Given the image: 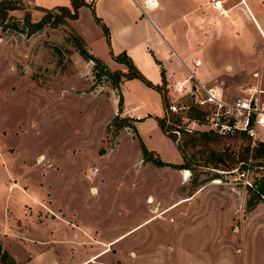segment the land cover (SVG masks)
<instances>
[{"label":"rangeland","instance_id":"rangeland-1","mask_svg":"<svg viewBox=\"0 0 264 264\" xmlns=\"http://www.w3.org/2000/svg\"><path fill=\"white\" fill-rule=\"evenodd\" d=\"M136 1L134 11L117 0L116 14L114 0H105L100 17L94 7L108 38L89 8L77 20L36 32L0 28V157L7 171L0 169V178L9 176L8 184L0 183V235L17 237L1 239L0 247L21 258V247L32 250L28 228L35 216L49 214V204L56 241L86 238L79 246L70 242L67 264L102 252L91 264H264V198L257 194L264 157L251 152L264 142V126L253 139L212 134L209 152L226 157L216 168L204 165L207 148L188 149L192 170L157 167L142 154L146 149L181 165L168 136L182 143L187 129L211 132L203 125L206 114L201 121L188 118L195 106L174 91L177 81L192 75L220 87L226 99L264 90V0H220L225 15L211 7L214 0H155L153 10L148 0ZM21 2L10 13L17 21L35 23L46 10L71 9V0ZM53 14L56 20L62 13ZM125 26L133 35L121 32ZM70 29L111 72L127 73L113 59L125 53L139 76L123 78L119 90L96 78ZM159 87L168 106L189 108L165 111ZM41 235L48 233H36V242ZM53 248L61 256V246Z\"/></svg>","mask_w":264,"mask_h":264},{"label":"trees","instance_id":"trees-1","mask_svg":"<svg viewBox=\"0 0 264 264\" xmlns=\"http://www.w3.org/2000/svg\"><path fill=\"white\" fill-rule=\"evenodd\" d=\"M21 0H0V28L3 32H11V33H19V34H27L29 31L36 32L42 30L45 26L52 23L66 24V20H77L78 19V11L82 7H87L91 10L93 14V18L95 23L100 26L102 29L104 36L108 38L109 33L106 27L102 24V22L98 19L94 12V5L88 4L85 0H71V9L65 7L54 8V11H60L62 14L58 19H54L53 10L44 11V16L38 22H30V19L26 17L23 21L15 20L10 13L18 10L21 7ZM56 21V22H55ZM71 39L73 41V45L77 53L87 62L93 63V71L96 78L104 77V79H109L113 82V88L119 90V84L124 78L125 80L134 78L139 76L138 71L132 65L131 60L127 57L125 53H121L118 56H113L115 62L125 65L128 69L127 73L120 74L114 73L109 70V68L104 64L99 58L92 55L87 49V44L74 30L70 29ZM158 92L161 94L163 99V107L164 110L167 111L168 104L165 103V97L163 95V87L158 88ZM119 104L121 101V95H119ZM168 112V111H167ZM166 112V113H167ZM204 112L202 110L195 109L191 110V114L188 116L189 119H194L201 121V116H204ZM173 116V114H172ZM175 121H179L180 119L174 115ZM165 119V117H164ZM159 120V125L161 129L165 132H168V129L165 128V120ZM174 121V122H175ZM166 134V133H165ZM212 134L217 136L218 134L212 132H182L183 142H177L175 140V136H168L172 139L173 142L176 143L177 149L179 150L183 164L181 165H173L166 164L152 156V153L147 151L146 149H142L143 159L144 161H151L157 167H176L177 169L183 170H192L191 164L195 160L194 155H190L188 153V149L190 150H199L196 153L205 152V150H201L203 148H207L209 152L211 142L213 141ZM168 135V134H167ZM250 139V138H249ZM250 152V149H247V154ZM253 158H262L264 157V142H259L256 146L251 149ZM210 154L206 155L203 159L204 165L207 167L208 165H213V168L218 167L220 164L225 163V152H220L217 150H212L209 152ZM199 165V164H198ZM259 192L257 194L264 198V182H258ZM0 263L1 264H16L13 258L5 251H2L0 247Z\"/></svg>","mask_w":264,"mask_h":264},{"label":"built area","instance_id":"built-area-1","mask_svg":"<svg viewBox=\"0 0 264 264\" xmlns=\"http://www.w3.org/2000/svg\"><path fill=\"white\" fill-rule=\"evenodd\" d=\"M211 7L222 11L223 3L214 0ZM190 80H195V84ZM173 88L180 97L191 98L193 105L206 114L203 125L207 126L208 131L222 136L244 134L253 139L264 126V90L259 87L248 89L245 95L238 98L226 99L220 87L205 86L190 75L187 79L177 82ZM187 108L189 107L179 108L174 103L168 106V109L176 114ZM186 131L192 132L190 129ZM174 133L179 135L178 130H174Z\"/></svg>","mask_w":264,"mask_h":264},{"label":"crops","instance_id":"crops-1","mask_svg":"<svg viewBox=\"0 0 264 264\" xmlns=\"http://www.w3.org/2000/svg\"><path fill=\"white\" fill-rule=\"evenodd\" d=\"M116 1L117 0H114L112 8H113L114 12L117 14V6L115 4ZM120 1H121V4L123 6L129 7L131 9H133L134 11H136V9H135L136 6L134 5L137 2L136 0H120ZM104 2H105V0H95L94 6L97 10L99 17H100V14H99L100 5H102ZM149 3L152 4V7L149 10H153L158 6L157 1H155V0H148L147 4H149ZM104 5L105 4H103L102 7ZM82 8H87V7H82ZM80 10H81V8L79 9L78 12H80ZM119 11H121V10H119ZM121 21L124 22L125 18L122 19ZM140 21L141 20H139V23H141ZM121 32L123 34H125L127 37L133 35V32H131V30H129V27H127V26H125L123 29H121ZM177 82H181V81H177ZM3 166L4 165H3L2 159L0 157V169L5 174L6 170L4 169ZM8 179H9V176H7V175L2 176V178H0V183H2L1 185L8 184V182H7ZM8 190H10V188H8ZM45 208H46V210L49 211V214H47L46 212H43L44 214H43V217L41 219L36 218V216H35L34 222L32 220L33 228H31V227L28 228V230H29L28 232L34 234V237H35V243H34L35 246L32 248V250H28V249L24 250L21 247L20 249H21L23 256H24L21 258V255H17V253L13 249L11 250L12 252H9L6 249V247L3 246L4 250L2 249V251H5V249H6L8 251L7 253H9L12 256V258L14 259L16 264H67V262L65 260L69 259V257H70V255L68 256V252H70V242L71 241L76 242V244L78 245V244H80L86 240L85 236L82 237L80 235L74 234L71 236L70 239L62 236L61 238H59L56 241L55 238H53L54 231H57L56 223H55L56 219H53V216H54L53 213L54 212H53V209L51 208V206L49 204H48V207L46 206ZM38 211H40L39 206H38ZM40 232H47L48 235H45V236L41 235V237H38V241L36 242V233L39 234ZM4 236H5V238H4ZM11 238L17 239V237H15V236L11 237V235H6L4 233H2L0 235V240L1 239L7 240V239H11ZM54 245L61 246V249H62L61 256H62V254L63 255L65 254L66 257H61L58 254V251H56L53 248ZM77 245H76V247H77ZM105 253L106 252H102V253H99L97 255H89V256L86 255L87 260H85V261L82 260L81 262H79L77 264H87V263L91 264L95 258H97L101 255H104Z\"/></svg>","mask_w":264,"mask_h":264},{"label":"bare ground","instance_id":"bare-ground-1","mask_svg":"<svg viewBox=\"0 0 264 264\" xmlns=\"http://www.w3.org/2000/svg\"><path fill=\"white\" fill-rule=\"evenodd\" d=\"M155 4H156V3H155ZM149 6H150V8H151V7H152V4L149 3ZM225 13H226V11H224V10L221 11V14H222V15H224Z\"/></svg>","mask_w":264,"mask_h":264},{"label":"water","instance_id":"water-1","mask_svg":"<svg viewBox=\"0 0 264 264\" xmlns=\"http://www.w3.org/2000/svg\"><path fill=\"white\" fill-rule=\"evenodd\" d=\"M148 8H150L149 4H147Z\"/></svg>","mask_w":264,"mask_h":264}]
</instances>
